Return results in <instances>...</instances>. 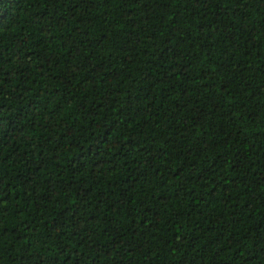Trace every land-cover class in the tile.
I'll list each match as a JSON object with an SVG mask.
<instances>
[{"label":"trees","instance_id":"16d2710c","mask_svg":"<svg viewBox=\"0 0 264 264\" xmlns=\"http://www.w3.org/2000/svg\"><path fill=\"white\" fill-rule=\"evenodd\" d=\"M0 264H264V0H0Z\"/></svg>","mask_w":264,"mask_h":264}]
</instances>
